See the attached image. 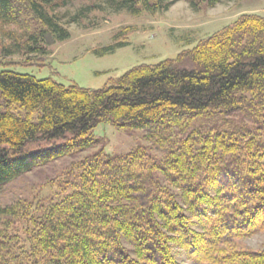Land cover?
Returning a JSON list of instances; mask_svg holds the SVG:
<instances>
[{"label":"trees","instance_id":"obj_1","mask_svg":"<svg viewBox=\"0 0 264 264\" xmlns=\"http://www.w3.org/2000/svg\"><path fill=\"white\" fill-rule=\"evenodd\" d=\"M173 1L118 0L115 8L137 13L139 2L153 12ZM61 4L0 0V28L22 31L7 33L14 42L6 54L68 38L52 13ZM0 100V188L92 147L90 132L104 122L150 131L165 152L163 159L139 148L116 157L97 153L86 160L79 186L38 214L24 203L0 205V216L27 221L22 236L0 228V264H178L169 250L174 242L195 264H264V250L237 243L264 230V148L247 139L245 126L228 121L230 113L264 104V17L242 15L176 58L133 66L97 89L0 69ZM59 139L64 143L27 150Z\"/></svg>","mask_w":264,"mask_h":264},{"label":"rangeland","instance_id":"obj_2","mask_svg":"<svg viewBox=\"0 0 264 264\" xmlns=\"http://www.w3.org/2000/svg\"><path fill=\"white\" fill-rule=\"evenodd\" d=\"M63 1L64 4L55 6L52 13L69 32L68 38L57 40L49 37L37 43L33 51L21 48L6 54L3 48L14 42L7 33L19 34L22 31L16 25L3 26L0 28V69L29 74L37 79L49 78L64 86L77 84L97 89L114 82L133 66L153 65L161 60L176 58L242 15L264 17V0H220L215 3L207 0H175L168 8L153 12L144 10L137 2V13L126 8H115L118 0ZM117 43H122V46L112 52H95ZM244 96L246 99L252 98L248 93ZM8 108L24 114L18 107L11 105ZM229 120L234 126H245L247 139L264 148V104L230 113ZM149 133L100 123L90 132L95 140L92 147L54 158L7 183L0 188V205L19 202L28 205L30 214L40 213V210L79 186L86 160H91L97 153L116 157L139 148L146 149L155 159H163L164 150L151 142ZM63 141L38 140L29 143L27 150L48 148ZM162 183L167 184L163 178ZM169 190L178 194V190L172 186H169ZM189 216L192 227L200 229L199 222L190 213ZM25 218L0 216V228L7 224L11 232L22 236L27 227ZM237 243L244 249L264 250V230L238 239ZM122 245L131 247L126 240L122 241ZM169 250L178 264H195L179 244L170 243Z\"/></svg>","mask_w":264,"mask_h":264}]
</instances>
